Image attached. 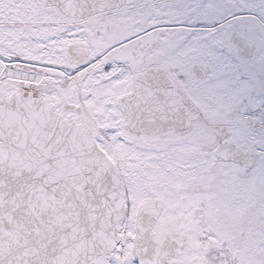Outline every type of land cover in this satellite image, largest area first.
Returning <instances> with one entry per match:
<instances>
[{"label":"snow or ice","instance_id":"obj_1","mask_svg":"<svg viewBox=\"0 0 264 264\" xmlns=\"http://www.w3.org/2000/svg\"><path fill=\"white\" fill-rule=\"evenodd\" d=\"M0 264H264V0H0Z\"/></svg>","mask_w":264,"mask_h":264}]
</instances>
